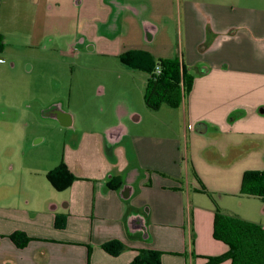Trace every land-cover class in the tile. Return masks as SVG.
<instances>
[{
    "label": "crops",
    "instance_id": "obj_1",
    "mask_svg": "<svg viewBox=\"0 0 264 264\" xmlns=\"http://www.w3.org/2000/svg\"><path fill=\"white\" fill-rule=\"evenodd\" d=\"M252 1L182 2L176 24L180 55H157L177 57L193 77L189 94L171 108L180 115L181 132H142L132 144L127 122L140 125L143 120L128 102L117 99L109 110L111 120L96 123L95 146L103 167L96 175L85 177L78 165L62 159L60 164L76 177L64 190L68 197L46 199L40 208L0 205V264H130L143 250L161 252L162 264H207L209 257L225 254L228 247L213 238L215 208L201 186L210 194H238L239 209L221 204V214L264 229V198L240 195L244 172L264 173V0ZM108 5L110 13L98 36L119 33L120 20L132 14L146 44L160 39L144 5L121 0H109ZM104 94L105 88L99 87L96 96ZM50 95L47 106L61 100L55 91ZM58 104L56 115L44 119L74 134L69 143L74 155L81 130L76 116ZM178 139L190 141L186 157L174 159L169 150L162 162L154 159L167 145L174 152ZM157 174L165 178L159 202L154 190ZM213 180L218 185H212ZM56 217L64 218L63 229L55 228ZM16 232L30 238L25 247L10 240ZM114 240L124 250L110 256L101 246Z\"/></svg>",
    "mask_w": 264,
    "mask_h": 264
},
{
    "label": "rangeland",
    "instance_id": "obj_2",
    "mask_svg": "<svg viewBox=\"0 0 264 264\" xmlns=\"http://www.w3.org/2000/svg\"><path fill=\"white\" fill-rule=\"evenodd\" d=\"M108 1L0 0V205L13 202L40 208L46 199L68 197L69 193L56 191L46 178L47 171L62 159L78 165L85 177L96 175L103 168L95 146L96 123L111 120L109 110L119 98L143 120L140 125L127 122L132 144L142 132L158 136L171 130L174 134L181 132V118L174 109L162 105L153 111L145 106L148 74L143 67L134 69L127 63L133 61L131 52H152L154 60H158V53L166 57L180 55L181 38L176 24L184 0H121L147 8V18L161 32L160 39L151 46L144 42L132 14L120 20L119 33L98 36L97 29L110 13ZM99 87L105 88V94L96 96ZM54 91L64 108L76 116L81 130L79 149L74 155L69 150L74 134L45 120L47 111L43 116L40 113ZM39 139L44 141L40 143ZM178 140L174 152L167 145L154 159L162 162L169 150L174 159L186 157L190 141ZM156 176L159 179L154 190L159 202L165 178ZM211 184L218 185L214 180ZM210 195L217 207L224 204L239 209L238 194ZM253 201L248 200L249 204Z\"/></svg>",
    "mask_w": 264,
    "mask_h": 264
},
{
    "label": "trees",
    "instance_id": "obj_3",
    "mask_svg": "<svg viewBox=\"0 0 264 264\" xmlns=\"http://www.w3.org/2000/svg\"><path fill=\"white\" fill-rule=\"evenodd\" d=\"M1 39L0 35V50L3 46ZM131 53L132 55L129 57L133 61H129L127 65L134 69L143 67L148 74L144 92L145 106L153 111L158 110L162 105L170 108L178 107L182 98L191 91L193 84V77L188 75L178 58L154 60L151 54L147 52ZM194 176L201 185L196 175ZM46 178L56 191L66 190L76 179L64 164H60L50 171ZM263 183V172H244L240 195L263 199ZM201 187L202 192L213 200L203 186ZM213 204L215 208L213 238L224 243L228 250L223 255L209 257L207 264H220L225 260H229L231 264H264V229L258 225L223 215L214 201ZM54 226L56 229H63L65 226L64 218L56 217ZM9 238L15 246L20 248L25 247L30 240L21 232H16ZM101 248L110 256H117L124 250L122 243L115 240L102 244ZM161 256L159 251L143 250L130 264H162Z\"/></svg>",
    "mask_w": 264,
    "mask_h": 264
},
{
    "label": "flooded vegetation",
    "instance_id": "obj_4",
    "mask_svg": "<svg viewBox=\"0 0 264 264\" xmlns=\"http://www.w3.org/2000/svg\"><path fill=\"white\" fill-rule=\"evenodd\" d=\"M59 108V104L58 102H54L52 104H50L49 106H45L43 107V109L40 111V113H42V116L45 115V112L47 111V115L46 116H55L57 113V109ZM45 116H43L44 118Z\"/></svg>",
    "mask_w": 264,
    "mask_h": 264
}]
</instances>
